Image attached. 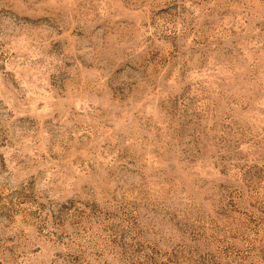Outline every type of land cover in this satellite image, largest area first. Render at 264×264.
Wrapping results in <instances>:
<instances>
[{"label": "rangeland", "instance_id": "obj_1", "mask_svg": "<svg viewBox=\"0 0 264 264\" xmlns=\"http://www.w3.org/2000/svg\"><path fill=\"white\" fill-rule=\"evenodd\" d=\"M0 264H264V0H0Z\"/></svg>", "mask_w": 264, "mask_h": 264}]
</instances>
